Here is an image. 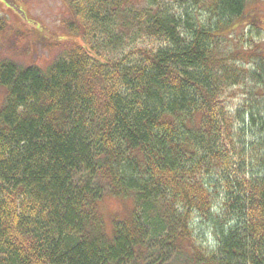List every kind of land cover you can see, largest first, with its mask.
Returning a JSON list of instances; mask_svg holds the SVG:
<instances>
[{"label": "trees", "instance_id": "16d2710c", "mask_svg": "<svg viewBox=\"0 0 264 264\" xmlns=\"http://www.w3.org/2000/svg\"><path fill=\"white\" fill-rule=\"evenodd\" d=\"M65 1L88 47L0 62V264H264V45L238 29L259 1ZM218 192L214 251L191 224ZM106 195L132 204L111 233Z\"/></svg>", "mask_w": 264, "mask_h": 264}, {"label": "rangeland", "instance_id": "374dc122", "mask_svg": "<svg viewBox=\"0 0 264 264\" xmlns=\"http://www.w3.org/2000/svg\"><path fill=\"white\" fill-rule=\"evenodd\" d=\"M136 1L145 5V0ZM258 1L252 6L258 10H254L251 16L258 21L257 31L248 25L251 17L247 18L248 21L244 19L238 29L244 28V33L248 38L247 43L254 40L264 45V0ZM161 2L166 4L162 5L164 8H173L174 12H180L181 8L176 0H161ZM69 13L70 8L65 0H0V18L5 23L4 29L0 31V62L11 61L21 67L37 64L46 68L53 61L65 60L67 53L73 48L72 44L88 47L86 41L84 43L82 38L76 35L77 33L72 34L67 29L66 21L69 17L71 18ZM258 32L261 35H258ZM141 37L142 34L138 31L137 38L140 39L127 40L124 51L145 47L147 44ZM230 40L237 42L235 37H230ZM148 44L151 45V43ZM228 44L231 42L229 41ZM153 45L159 44L154 43ZM240 96L239 93L232 95L227 99L226 107L231 111L239 108L242 102ZM2 98L3 92L0 90V100ZM244 126L249 127V124L246 122ZM215 196L211 215L205 217L203 214H196L191 224L197 242L210 250H214L215 247V231L212 221L215 224H222V227L228 225V218L220 207V204L222 205L219 201L221 195L218 192ZM131 208L132 204L128 199L119 200L110 195L104 196L99 210L106 223V231L111 233L112 220L126 217Z\"/></svg>", "mask_w": 264, "mask_h": 264}]
</instances>
